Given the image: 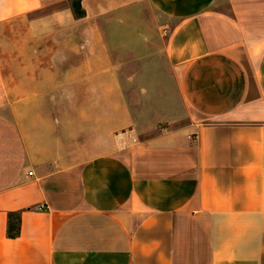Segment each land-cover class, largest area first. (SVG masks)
Returning <instances> with one entry per match:
<instances>
[{"label":"crops","instance_id":"obj_1","mask_svg":"<svg viewBox=\"0 0 264 264\" xmlns=\"http://www.w3.org/2000/svg\"><path fill=\"white\" fill-rule=\"evenodd\" d=\"M71 4L0 0V264H264V0Z\"/></svg>","mask_w":264,"mask_h":264},{"label":"rangeland","instance_id":"obj_2","mask_svg":"<svg viewBox=\"0 0 264 264\" xmlns=\"http://www.w3.org/2000/svg\"><path fill=\"white\" fill-rule=\"evenodd\" d=\"M146 16H147L146 11L142 10L136 13L135 17L130 20L127 18V16H124L122 18L119 17V19H121V22H123V24H131L133 26H136L135 27L137 29V31L135 32L136 36L137 37H139V35L142 36V38L140 39L137 38L136 42H140L141 44L146 43L145 52L139 53V52L133 51L134 57L133 56L132 57L134 59L149 57L147 59V62H149L150 64V65H147L145 63V64H138L134 66H128L127 75H130L133 70L148 68V67H149L148 70L152 72L160 71V58H163V44L158 41L157 44L149 45L148 41L152 40L151 33L146 34L143 31L144 29L143 26L146 25V22L148 24ZM128 34H129L128 32L121 33V35H124V36H127ZM130 34L132 35L133 33H130ZM129 49L131 51L133 50L132 48H129ZM121 82L127 85V87L125 86V88L127 89L128 93L131 96L130 101L131 99L135 100L134 94L135 95L142 94V93L139 94L141 90L146 92V95L143 96V101H142L143 103L145 102L146 108L154 107L156 101L158 102V105L159 103L160 104L164 103L165 105H169V102H167L166 99L169 100L170 98H171L170 103L173 102L172 94H173L174 89H173V84L170 78L165 77L164 79H155V80L149 79V80L121 81Z\"/></svg>","mask_w":264,"mask_h":264},{"label":"trees","instance_id":"obj_3","mask_svg":"<svg viewBox=\"0 0 264 264\" xmlns=\"http://www.w3.org/2000/svg\"><path fill=\"white\" fill-rule=\"evenodd\" d=\"M71 8L77 18H81L84 13L80 8V0H72ZM19 235V213L8 215V238H16Z\"/></svg>","mask_w":264,"mask_h":264},{"label":"built area","instance_id":"obj_4","mask_svg":"<svg viewBox=\"0 0 264 264\" xmlns=\"http://www.w3.org/2000/svg\"><path fill=\"white\" fill-rule=\"evenodd\" d=\"M32 173H29V175H31ZM41 208L39 207V210H40Z\"/></svg>","mask_w":264,"mask_h":264}]
</instances>
